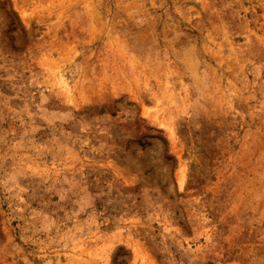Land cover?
<instances>
[{
  "label": "rangeland",
  "instance_id": "rangeland-1",
  "mask_svg": "<svg viewBox=\"0 0 264 264\" xmlns=\"http://www.w3.org/2000/svg\"><path fill=\"white\" fill-rule=\"evenodd\" d=\"M0 264H264V0H0Z\"/></svg>",
  "mask_w": 264,
  "mask_h": 264
}]
</instances>
